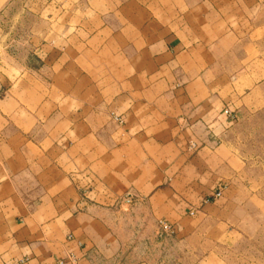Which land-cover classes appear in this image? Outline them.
I'll return each instance as SVG.
<instances>
[{"label": "crops", "instance_id": "1", "mask_svg": "<svg viewBox=\"0 0 264 264\" xmlns=\"http://www.w3.org/2000/svg\"><path fill=\"white\" fill-rule=\"evenodd\" d=\"M85 15L63 25L80 81L73 104L35 120L42 130L0 162V264H127L96 204L122 191V164L144 160L142 145L170 143L162 135L182 121L198 137L224 105L204 83L217 48L264 31V0H120ZM113 106L124 125L110 119Z\"/></svg>", "mask_w": 264, "mask_h": 264}, {"label": "rangeland", "instance_id": "2", "mask_svg": "<svg viewBox=\"0 0 264 264\" xmlns=\"http://www.w3.org/2000/svg\"><path fill=\"white\" fill-rule=\"evenodd\" d=\"M119 2L0 0V162H11L20 136L42 130L35 120L55 121L73 104L80 81L63 25ZM243 34L240 44L217 48L218 63L209 65L204 83L224 105L205 129L194 139L182 121L162 135L175 137L170 143L142 145L144 160L122 164V191L96 204L124 263L264 264V31ZM109 115L126 123L114 106Z\"/></svg>", "mask_w": 264, "mask_h": 264}, {"label": "built area", "instance_id": "3", "mask_svg": "<svg viewBox=\"0 0 264 264\" xmlns=\"http://www.w3.org/2000/svg\"><path fill=\"white\" fill-rule=\"evenodd\" d=\"M62 263V262H61Z\"/></svg>", "mask_w": 264, "mask_h": 264}]
</instances>
